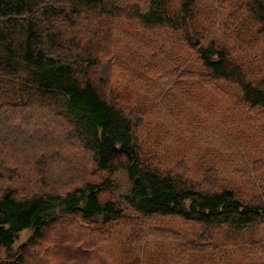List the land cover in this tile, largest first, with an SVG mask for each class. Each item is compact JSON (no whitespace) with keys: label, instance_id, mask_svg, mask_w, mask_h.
I'll use <instances>...</instances> for the list:
<instances>
[{"label":"trees","instance_id":"16d2710c","mask_svg":"<svg viewBox=\"0 0 264 264\" xmlns=\"http://www.w3.org/2000/svg\"><path fill=\"white\" fill-rule=\"evenodd\" d=\"M215 1L0 0V120L8 109L24 111L17 115L13 131L0 124V146L12 148L4 149L8 159L23 170L15 175L12 163L0 158V176H17L7 178L13 182L18 178L23 187L9 183L0 190V264H57L59 257L63 263L76 264L72 260L77 259V264H90L93 256L86 248L101 246V237L111 236L123 224L129 228L130 241L138 244L159 230L157 217L179 216L209 231L223 225L243 230L264 222V199L244 202L232 190L203 189L184 174L163 172L153 160L142 158L138 129L146 115H153L145 103L151 107L158 97L166 100L158 84H147L138 92L133 80L122 98L115 80L108 85L116 65L137 71L138 80L141 71L137 64L128 60L129 66L122 56H113L108 41L112 28L133 23L147 34L164 30L169 36L160 46L163 49L166 42L173 66L167 73L185 75L181 65L190 55L194 67L187 64L188 73L199 75L219 93L220 83L236 86L241 94L236 105L264 121V76L259 81L250 78L251 72L232 58L235 49L214 38L222 32L227 43L234 45L237 39V47L244 50L247 28L264 34V0H232L234 4L218 0L214 6ZM172 36H178L180 50L187 49L184 53L173 52ZM166 64L162 60L160 67ZM135 97L139 106L133 105ZM181 106L176 103L173 111L179 113ZM45 111L56 116L55 123L60 117L68 127L76 140L72 150L82 149L81 157L69 151L67 172L51 170L52 137L41 142L49 151L34 161L36 155L30 156L37 142L19 131L20 124L40 119L36 114ZM192 129L197 133V127ZM118 171L126 172L129 191L118 199L106 198V192H115L111 175ZM102 173L103 177L92 178ZM23 230L30 236L15 248ZM62 248L71 259L60 255Z\"/></svg>","mask_w":264,"mask_h":264},{"label":"rangeland","instance_id":"374dc122","mask_svg":"<svg viewBox=\"0 0 264 264\" xmlns=\"http://www.w3.org/2000/svg\"><path fill=\"white\" fill-rule=\"evenodd\" d=\"M213 4L217 6L219 1L216 0ZM257 30L246 29L248 33L243 44L244 50L237 47V39L235 48L232 41L227 43L222 32L214 37L220 44H228L235 49L232 58L237 57L238 60L234 59L245 71L247 69L251 72L253 76L250 75V78L254 81H259L261 76H264V34ZM162 32L156 34V31H153L147 34L142 28H134L133 23H129L112 28L109 32L110 39L107 36L113 56H122L125 63L128 64L129 60L131 64H137L138 70L141 69L138 80L134 74L137 71L130 73L121 65H116V75L108 81V85L112 81L113 86L115 80V90L121 98L126 86L131 85L133 80H136L138 92L147 84H158L166 94V100L158 97L155 101L157 105L151 104L153 108L145 103V109L153 112L155 116L146 115L147 121L138 129L142 158L146 161L153 160L163 172L175 170L184 174L194 184H202L205 187L203 189L219 192L232 190L244 202H258L264 199L263 119L252 112L241 110L236 105L241 95L236 86L220 83L223 89L219 93L206 85L199 75L188 73L190 69L186 68L187 64L191 68L194 67L190 63V55H187L186 59L183 58L186 62L181 65L185 75L176 77L177 71L167 73L166 70L173 66L169 60L166 42L163 49L160 46L162 39L169 36L168 32ZM151 36L153 42L150 40ZM141 38L142 41L136 42ZM170 39L175 41L173 52L184 53L187 50L184 46L180 50L178 36H172ZM255 55L257 59L252 60ZM162 60L167 62L165 67H160ZM107 67L108 78L111 75L110 62ZM129 97L130 95H127L124 102ZM139 101L140 99L135 97L133 105L139 106ZM166 101L172 102L168 105ZM176 103L182 105L179 113L173 111ZM238 104L241 106V103ZM236 106L239 109H236ZM21 113L24 114V111L19 107L15 110L8 109L3 117L5 119L0 120L1 126L4 125L9 131H13L19 123L16 117ZM36 116L41 118L20 124L19 128L25 139H31L33 144L37 142L30 158L36 155L35 161L50 149L55 156L50 160L53 173L67 172L65 162L68 160L69 151L72 155L81 157L82 149L78 147L77 150H72L76 146V140L68 134L69 129L60 117L55 123L56 116L52 117L50 111ZM51 119L58 126H55ZM162 120L165 122L161 123ZM206 125H210L212 129L204 130ZM194 126L197 127V133L192 129ZM48 137H52L55 144L52 145L51 142L49 149H46L48 147L41 142ZM8 148L6 144L0 146V158L12 163L17 175L23 170L17 167L16 161L8 159L4 150ZM11 150L12 148L8 149V152ZM103 176L102 173L93 175L92 178ZM7 177L14 179L17 176ZM7 177L0 176V190L9 183H12L13 187L23 189L22 185H19L21 180L16 178L13 182ZM111 177L116 184L115 192H106L105 197L118 199L120 194L124 195L129 191L131 184L125 171H118ZM63 181H69L68 177H64ZM156 224L159 230L140 239L138 244L130 241L127 226H117L111 236L101 237V246L86 248L89 251L86 253L93 256L90 264H264V222L243 230L223 225L213 231L179 216L157 217ZM29 236L30 231L23 230L16 240L15 248ZM262 249L263 252H260ZM58 251L65 259L69 260L67 256L71 259V254L63 248ZM54 260L56 262V258ZM58 260L59 264H68L63 263L60 257ZM72 261L77 264V259Z\"/></svg>","mask_w":264,"mask_h":264}]
</instances>
